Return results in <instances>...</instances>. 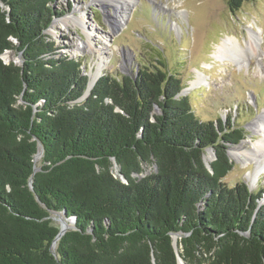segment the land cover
<instances>
[{
  "label": "trees",
  "instance_id": "trees-1",
  "mask_svg": "<svg viewBox=\"0 0 264 264\" xmlns=\"http://www.w3.org/2000/svg\"><path fill=\"white\" fill-rule=\"evenodd\" d=\"M58 1L0 0V264H177L172 235L185 264H264L263 192L223 183L244 130L201 120L161 60L105 74L80 100L81 60L46 34ZM51 213L74 226L54 249Z\"/></svg>",
  "mask_w": 264,
  "mask_h": 264
},
{
  "label": "rangeland",
  "instance_id": "rangeland-1",
  "mask_svg": "<svg viewBox=\"0 0 264 264\" xmlns=\"http://www.w3.org/2000/svg\"><path fill=\"white\" fill-rule=\"evenodd\" d=\"M112 1L121 2L59 0L54 8L61 15L52 19L46 34L61 55L81 60L88 77L99 59L103 68L97 79L105 74L134 76L142 58L152 65L157 60L164 62L167 72L179 76L183 84L180 95L189 96L201 120L226 122L233 118L244 130L245 139L228 150L233 168L223 183L228 187L245 183L251 192H263L260 203L264 204V170L256 160L246 163L234 155L241 145L243 151L253 150L255 142L263 137L252 127L264 117V0L245 2L235 14L229 11L227 0H132L133 6L125 11L120 25H115L117 10ZM252 33L257 37L252 56L240 52L241 59L235 61L231 52L222 60L213 57L216 47L228 39V47L236 39L246 50ZM81 43L88 46L81 50ZM2 60L20 64L22 58L17 52L7 51ZM87 95L86 88L80 100ZM154 113L158 114V109ZM209 154L210 162L215 158L214 150L206 149V166L210 162L205 156ZM35 164L39 168L40 160ZM144 169L140 179L156 171L150 165ZM255 171L260 173L253 185ZM113 172L118 174L116 165ZM51 218L59 226L55 213Z\"/></svg>",
  "mask_w": 264,
  "mask_h": 264
},
{
  "label": "bare ground",
  "instance_id": "bare-ground-1",
  "mask_svg": "<svg viewBox=\"0 0 264 264\" xmlns=\"http://www.w3.org/2000/svg\"><path fill=\"white\" fill-rule=\"evenodd\" d=\"M112 5H114L117 10L116 13V19H114L115 21V25H120L122 22H124V15H125V11L127 9H129L130 7L133 6V2L132 0H129L127 2H125L124 0H121V2L119 1H112ZM83 19H80V23H82ZM254 36L253 38H251V43L247 44V48L246 50L243 49L241 47V45L238 43V41L236 39H234L233 41H231L230 43V47H228V42L230 41L229 39L224 41L221 45L217 46L214 53H213V57L215 59H223L226 58L230 52V56H231V60L235 61V60H239L241 59L240 55L241 54H246V52L249 55H253L254 54V47L256 45L257 40H255L257 37L255 36V33H252ZM254 39V40H253ZM86 44L81 43L80 47H78L79 49H84L88 46V44L85 46ZM241 52V54H240ZM95 71L93 73L90 74V77H88V85H87V92H89L93 86V84L95 83L97 77L99 76L100 72L102 71L103 68V64H102V59H99L98 62L95 64ZM262 122L264 123V117H260L259 119H257L254 124L253 127L254 129H256L259 133L263 134V137L255 142L254 144V149L250 150V151H243V146L241 145L239 148L240 150L235 151L234 155L239 158L240 160L249 163L252 160H256L258 163V166L260 167L259 169L264 170V167L262 166V160H264V124H262ZM41 159V154H40V149H38L37 154L34 156V162L36 163L38 160ZM211 156L210 154L205 156V160L207 163L210 162ZM259 159H261V161H259ZM258 169V170H259ZM260 170V171H261ZM260 171H255V174L253 175V185L257 183V179L259 176ZM64 219V218H63ZM62 219V220H63ZM59 222V228L63 229L66 226H71L72 220H68V221H64L61 223V220L58 221ZM64 223V224H63ZM179 264H184L183 262H179Z\"/></svg>",
  "mask_w": 264,
  "mask_h": 264
},
{
  "label": "water",
  "instance_id": "water-1",
  "mask_svg": "<svg viewBox=\"0 0 264 264\" xmlns=\"http://www.w3.org/2000/svg\"><path fill=\"white\" fill-rule=\"evenodd\" d=\"M15 44H16V42H14ZM18 57L21 59V53H18ZM15 65H19V66H21L22 65V60L20 61V64H16L15 62H13ZM97 81V80H96ZM95 81V82H96ZM95 84V83H94ZM93 84V85H94ZM37 148L38 149H40V154H41V157H42V154H43V149H42V147H41V145L40 144H38L37 145ZM37 154V153H36ZM35 154V155H36ZM33 172L35 173V172H37V171H39V168H37L36 167V164H35V162H34V157H33ZM207 167H209L208 165H207ZM122 180H124L123 178H122ZM125 181V180H124ZM29 186H30V188H32V180H30L29 181ZM56 215H57V221H60L61 220V223L63 222V215H61V214H59V213H55ZM53 219V218H52ZM72 223H73V221H72ZM64 224V223H63ZM74 228V226L72 225V226H66L65 225V227L63 228V229H59V232H58V235H57V237H56V239H55V241H54V243H53V248L55 247V243L65 234V232H67L68 230H71V229H73ZM171 238H172V246H173V248H174V250H175V252H176V257H177V264H179V262L181 261V262H183L182 261V259L179 257V255H178V251H177V241H178V239H180V236L179 235H172L171 236ZM184 263V262H183Z\"/></svg>",
  "mask_w": 264,
  "mask_h": 264
}]
</instances>
